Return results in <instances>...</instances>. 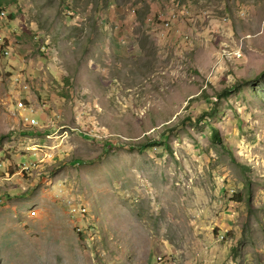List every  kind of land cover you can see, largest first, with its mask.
I'll return each instance as SVG.
<instances>
[{"label":"rangeland","instance_id":"obj_1","mask_svg":"<svg viewBox=\"0 0 264 264\" xmlns=\"http://www.w3.org/2000/svg\"><path fill=\"white\" fill-rule=\"evenodd\" d=\"M8 3L0 264H264V0Z\"/></svg>","mask_w":264,"mask_h":264},{"label":"trees","instance_id":"obj_2","mask_svg":"<svg viewBox=\"0 0 264 264\" xmlns=\"http://www.w3.org/2000/svg\"><path fill=\"white\" fill-rule=\"evenodd\" d=\"M9 2V0H0V11H2V9H6L5 8V6H7L8 4H10V3H8ZM5 11V10H4ZM3 12V11H2ZM3 15V14H2ZM3 16H6V12H5V15H3ZM8 26L7 27H10V25H11V21H12V18L14 17V15H12L11 13H9L8 14ZM2 19H4V18H2ZM5 31H6V29H5ZM4 43V45L2 44V47H1V49H2V52H4V54H5V52H6V49H9V40L8 39H6L5 40V42H3ZM4 59L1 55H0V59ZM209 113H213V112H209ZM214 135H215V137L216 138H218L219 139V136H218V134L215 132L214 133ZM163 136L166 138V137H168V135H167V133H164L163 134ZM156 143H151L150 145H149V147L151 148L153 145H155Z\"/></svg>","mask_w":264,"mask_h":264},{"label":"built area","instance_id":"obj_3","mask_svg":"<svg viewBox=\"0 0 264 264\" xmlns=\"http://www.w3.org/2000/svg\"><path fill=\"white\" fill-rule=\"evenodd\" d=\"M2 11H3V15H5V11H4V9H2ZM6 29V25H4V30ZM31 123L32 124H37L38 123V121L36 120V119H32L31 120Z\"/></svg>","mask_w":264,"mask_h":264},{"label":"bare ground","instance_id":"obj_4","mask_svg":"<svg viewBox=\"0 0 264 264\" xmlns=\"http://www.w3.org/2000/svg\"><path fill=\"white\" fill-rule=\"evenodd\" d=\"M1 41H3V39L1 38L0 39V42ZM4 42V41H3ZM3 44V43H2ZM11 54V51L9 50V49H6V52H5V54H4V52H3V55H10Z\"/></svg>","mask_w":264,"mask_h":264}]
</instances>
